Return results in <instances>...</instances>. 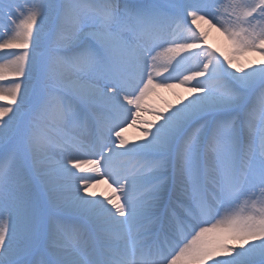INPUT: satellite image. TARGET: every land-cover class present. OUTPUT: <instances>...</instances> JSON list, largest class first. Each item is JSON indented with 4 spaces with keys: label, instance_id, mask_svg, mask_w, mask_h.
Listing matches in <instances>:
<instances>
[{
    "label": "snow or ice",
    "instance_id": "6c2138e0",
    "mask_svg": "<svg viewBox=\"0 0 264 264\" xmlns=\"http://www.w3.org/2000/svg\"><path fill=\"white\" fill-rule=\"evenodd\" d=\"M0 264H264V0H0Z\"/></svg>",
    "mask_w": 264,
    "mask_h": 264
},
{
    "label": "bare ground",
    "instance_id": "6f19581e",
    "mask_svg": "<svg viewBox=\"0 0 264 264\" xmlns=\"http://www.w3.org/2000/svg\"><path fill=\"white\" fill-rule=\"evenodd\" d=\"M194 27V26H193ZM208 44H205V43ZM202 46H211L212 50L221 49L224 50V39L220 35V33L216 32L215 29L208 30V35L206 40L203 42ZM249 59L259 60V55L256 53L248 54ZM223 59V57H221ZM171 82V81H170ZM191 85H186V89H182L180 87H175L171 89H157L154 93H149L148 97L145 99V105L148 107V111H144L140 113L141 120H150L153 118V110L159 111L160 109L164 108L166 105H176L177 100L187 95V89ZM144 127L142 123H137L134 126L126 127L124 135L128 138L130 142L137 141V138L140 135V130ZM78 174H82L79 173ZM91 191H95L99 196L102 192L110 193V189L108 185L101 180L95 188L91 189Z\"/></svg>",
    "mask_w": 264,
    "mask_h": 264
},
{
    "label": "rangeland",
    "instance_id": "374dc122",
    "mask_svg": "<svg viewBox=\"0 0 264 264\" xmlns=\"http://www.w3.org/2000/svg\"><path fill=\"white\" fill-rule=\"evenodd\" d=\"M205 44H208V43L206 42ZM217 55H219V52H217ZM261 58L262 57L259 56V59H261ZM171 83H175V82L174 81H171ZM179 87L182 88V89H184V90L186 89V85L185 86H179ZM161 90H164V89L161 88Z\"/></svg>",
    "mask_w": 264,
    "mask_h": 264
}]
</instances>
